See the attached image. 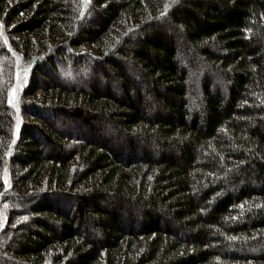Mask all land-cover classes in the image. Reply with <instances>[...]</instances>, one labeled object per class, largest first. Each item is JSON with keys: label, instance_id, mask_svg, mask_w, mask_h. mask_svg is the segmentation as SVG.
Returning <instances> with one entry per match:
<instances>
[{"label": "trees", "instance_id": "trees-1", "mask_svg": "<svg viewBox=\"0 0 264 264\" xmlns=\"http://www.w3.org/2000/svg\"><path fill=\"white\" fill-rule=\"evenodd\" d=\"M0 264H264V0H0Z\"/></svg>", "mask_w": 264, "mask_h": 264}, {"label": "rangeland", "instance_id": "rangeland-1", "mask_svg": "<svg viewBox=\"0 0 264 264\" xmlns=\"http://www.w3.org/2000/svg\"><path fill=\"white\" fill-rule=\"evenodd\" d=\"M28 65L23 64L21 62V58L16 59V75H15V84L14 88L12 89V99L14 97V106L17 105V99L19 96H21V93L24 90V87L26 86V80L28 78ZM148 98L153 101V97L149 94ZM155 104V103H154ZM190 106L193 108H197L195 101L193 99H190ZM149 107V105H148ZM150 108V107H149ZM152 111H154V107L151 106L150 108ZM150 111V110H149Z\"/></svg>", "mask_w": 264, "mask_h": 264}, {"label": "snow or ice", "instance_id": "snow-or-ice-1", "mask_svg": "<svg viewBox=\"0 0 264 264\" xmlns=\"http://www.w3.org/2000/svg\"><path fill=\"white\" fill-rule=\"evenodd\" d=\"M9 102L11 103V100Z\"/></svg>", "mask_w": 264, "mask_h": 264}]
</instances>
